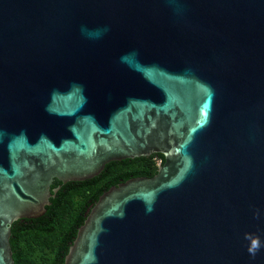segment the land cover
<instances>
[{
	"label": "water",
	"instance_id": "water-1",
	"mask_svg": "<svg viewBox=\"0 0 264 264\" xmlns=\"http://www.w3.org/2000/svg\"><path fill=\"white\" fill-rule=\"evenodd\" d=\"M154 154L64 264H264V0H0V264L54 180Z\"/></svg>",
	"mask_w": 264,
	"mask_h": 264
},
{
	"label": "trees",
	"instance_id": "trees-1",
	"mask_svg": "<svg viewBox=\"0 0 264 264\" xmlns=\"http://www.w3.org/2000/svg\"><path fill=\"white\" fill-rule=\"evenodd\" d=\"M164 157L108 163L101 174L83 182L61 184L46 213L38 219H22L11 226L10 245L15 264H64L70 244L85 220L86 210L110 187L130 178L153 177Z\"/></svg>",
	"mask_w": 264,
	"mask_h": 264
},
{
	"label": "flooded vegetation",
	"instance_id": "flooded-vegetation-1",
	"mask_svg": "<svg viewBox=\"0 0 264 264\" xmlns=\"http://www.w3.org/2000/svg\"><path fill=\"white\" fill-rule=\"evenodd\" d=\"M54 181H55V180H54ZM54 181H53V182H54ZM56 181H57V180H56Z\"/></svg>",
	"mask_w": 264,
	"mask_h": 264
}]
</instances>
